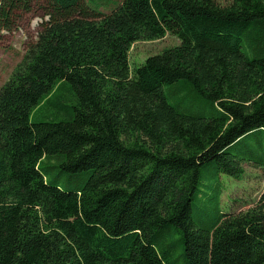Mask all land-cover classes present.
Listing matches in <instances>:
<instances>
[{
	"label": "trees",
	"instance_id": "16d2710c",
	"mask_svg": "<svg viewBox=\"0 0 264 264\" xmlns=\"http://www.w3.org/2000/svg\"><path fill=\"white\" fill-rule=\"evenodd\" d=\"M39 1L0 87V264H264V191L221 202L222 174L264 170V0H0V32Z\"/></svg>",
	"mask_w": 264,
	"mask_h": 264
},
{
	"label": "rangeland",
	"instance_id": "374dc122",
	"mask_svg": "<svg viewBox=\"0 0 264 264\" xmlns=\"http://www.w3.org/2000/svg\"><path fill=\"white\" fill-rule=\"evenodd\" d=\"M121 1V0H119ZM225 3L226 0H219ZM114 5L103 6L100 11L108 13ZM50 8L44 1L34 4L33 9L23 13L14 30L0 32V87L10 78L15 66L22 60L28 45L35 41L49 18ZM180 43L177 36L167 33L165 37L154 40H139L135 42L129 52L131 67L144 62L147 57L163 51L165 48L176 46ZM69 87V86H68ZM68 88L63 85L51 99H45L33 112L34 120L48 119L56 113V102L71 105L68 97ZM64 101V102H63ZM66 118L65 114L58 118ZM245 174L242 180L222 174V188L224 189L221 202L225 210L231 209L234 213L246 211L254 206L264 191V170L253 164L243 163Z\"/></svg>",
	"mask_w": 264,
	"mask_h": 264
}]
</instances>
